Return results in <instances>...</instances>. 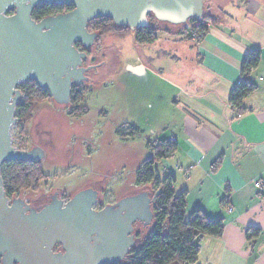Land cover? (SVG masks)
Returning <instances> with one entry per match:
<instances>
[{"label":"crops","instance_id":"obj_1","mask_svg":"<svg viewBox=\"0 0 264 264\" xmlns=\"http://www.w3.org/2000/svg\"><path fill=\"white\" fill-rule=\"evenodd\" d=\"M205 12L216 21L204 36L167 33L181 45L172 62L152 64L147 55L129 74L144 85L152 141L176 144L156 163L161 177L171 174L175 190L187 192L188 213L199 207L224 221L220 237L203 239L194 264H264V0H208ZM254 49L261 51L250 76L256 89L240 111L229 97ZM248 228L261 231L254 242Z\"/></svg>","mask_w":264,"mask_h":264},{"label":"water","instance_id":"obj_2","mask_svg":"<svg viewBox=\"0 0 264 264\" xmlns=\"http://www.w3.org/2000/svg\"><path fill=\"white\" fill-rule=\"evenodd\" d=\"M73 9L40 20L41 4ZM206 0H0V257L17 264H112L124 261L137 244L136 225H150L159 194L144 190L121 198L102 210L93 209L96 193H77L66 205L54 200L36 212L9 199L1 165L8 160L33 159L35 151L13 146L12 127L22 98L18 86L33 80L59 104L70 102L71 90L86 79L83 66L98 37L88 24L110 18L132 31L150 25L149 15L176 27L202 20ZM29 210V212H28ZM61 243L63 252H54Z\"/></svg>","mask_w":264,"mask_h":264},{"label":"rangeland","instance_id":"obj_3","mask_svg":"<svg viewBox=\"0 0 264 264\" xmlns=\"http://www.w3.org/2000/svg\"><path fill=\"white\" fill-rule=\"evenodd\" d=\"M158 36L156 42L148 45H140L133 33L104 40L97 49L100 66L91 73L93 81L85 92L87 114L72 118L56 104H46V125L40 133L49 134L45 140L48 161L44 162L45 172L50 175L49 187L63 189L71 195L94 180L105 178L116 200L127 191L140 160L150 155L148 141L154 139L149 127L151 117L143 103L144 85L129 74V65L147 55L152 64H166L172 62L170 57H175L177 48H181L176 36L165 32ZM124 122L134 123L141 133L134 139L123 140L116 129ZM12 138L17 146L20 140L17 123L12 127ZM77 142L82 158L75 164L65 163L73 157ZM156 168L161 176L163 167L157 164ZM106 197H111L110 193Z\"/></svg>","mask_w":264,"mask_h":264},{"label":"trees","instance_id":"obj_4","mask_svg":"<svg viewBox=\"0 0 264 264\" xmlns=\"http://www.w3.org/2000/svg\"><path fill=\"white\" fill-rule=\"evenodd\" d=\"M73 9V6L58 4H41L33 11V17L40 20L46 16L56 15ZM150 25L132 31L128 27L116 26L110 18H99L89 24V27L97 21L99 26L96 31L105 36L107 34L125 35L134 33L139 44H151L158 40V34L163 31L158 22L152 15H149ZM216 21L215 18L206 14L202 20H190L187 26L176 27L173 33L187 32L189 29L196 38L204 36L208 30V23L211 25ZM173 27L172 25L167 24ZM100 29V30H98ZM165 33H172L165 31ZM79 48V45H76ZM261 60V51L254 49L248 52L242 62L240 82L232 89L229 102L240 111H244L243 102L246 97L256 89V85L251 80V73L256 69ZM24 100L21 101L16 109V114L24 115L29 113L31 108L27 105L42 101L43 97L49 95L46 89L41 88L35 81L23 82L18 87ZM75 94H79L75 92ZM28 116V115H27ZM138 133V130H137ZM153 157L145 163L138 172V184H148V189L157 195L154 202V218L150 225H137V244L124 261L112 264H194L200 255L201 242L205 237H220L224 231V221L221 218L210 219L199 207L191 213L187 211V192H177L173 187L174 177L168 174L161 177L156 169V163L161 159L170 157L176 149V144L169 140H157L153 142ZM19 164L15 163L11 169L2 175L5 180V189L8 191L10 186H18L23 182ZM258 228H248L246 237L248 241L254 242L260 236ZM139 235V236H138Z\"/></svg>","mask_w":264,"mask_h":264},{"label":"flooded vegetation","instance_id":"obj_5","mask_svg":"<svg viewBox=\"0 0 264 264\" xmlns=\"http://www.w3.org/2000/svg\"><path fill=\"white\" fill-rule=\"evenodd\" d=\"M205 14L209 17H213L216 19V17L210 13L205 12ZM102 18H106V17H102ZM89 24H88L89 31L97 32L96 29H94L95 27H91V26H99V23L95 21L90 27ZM158 26L163 30L161 32L170 31L173 33L176 30L175 29L176 27L174 26L171 27L164 23H160L158 24ZM130 34L131 33H126L125 35H116L110 33L103 36L98 33V37L95 40L94 45L89 49H84L81 44H76L80 46L78 48L80 49V51H86L88 54V57L83 64V66L88 68V70L85 73L86 79L81 84L72 87L70 102L68 104L62 105L57 103L52 96L48 95L46 97H43L42 101L34 102L27 105L29 108H31L29 113L25 112L24 115H18V116L17 114H15V117L17 119L16 123L19 126L20 140L17 146H15L14 144L13 146L17 150L24 152H30L34 150L35 154L33 159L8 160L1 165V174L3 169L4 174L6 175V173L11 169V166L15 163H18L19 164L18 167L20 168L22 177H24L22 183H20L18 186H13V187L10 186L9 190L7 191L5 189V180L3 178L4 176L2 175L4 182V189L6 191V195L9 199L10 205L12 204L13 200H19L23 202L24 207H29L30 209L39 212L44 208H46L47 206L52 205V202L56 199L62 200L66 205L77 193L86 190H90L96 193V202L93 205V209L95 210H102L104 207L108 205L116 204L118 202V199L116 200L115 196L113 197V192L109 190L108 181L105 178L96 179L91 184L85 186L83 189L77 190L71 195L68 194L63 189L49 187L47 180L50 177V175L47 174L44 169V162L48 161V149L45 147V143H46L45 140L48 139L49 134L40 133V130L44 128L46 125L45 120H46L47 112L45 109L47 107L46 104L48 103L56 104V107H58L59 109H63L65 115L72 118H79L88 113L89 109L86 105H84L85 92L88 86H90V84L93 81V77L91 73L100 66L98 64L99 56L97 53V49H99V47L103 45L104 40L108 37L124 38ZM142 45H146V44H142ZM75 92L79 94H75ZM23 100H24V96L22 94V98L18 102V104ZM116 132L123 140H128V139L136 138L141 133V129L132 122L131 123L124 122L116 129ZM77 140L79 141V143H82V141H80L81 139L79 140L78 138ZM153 142L154 141L152 140L148 141L147 148L150 151V155L140 160L139 163L140 165L138 169L135 171L133 181H129L127 185L128 189L126 188L127 191H125L124 194L120 195L122 196L120 198L132 196L140 191L148 190V184H138V172L140 171V168L153 157L154 155ZM79 143L77 142L75 149L73 150V157L70 160L65 161V163L69 161L70 164H75L76 162L79 161V158L82 156V150L81 147H79ZM70 154L71 152L69 151V156ZM108 193H110L111 196L109 198L106 197ZM134 226H135V231H134L135 237L137 239L136 229L137 228L140 229V227H138L136 224ZM53 250L54 252H60V251L63 252L62 244L61 243L56 244ZM0 264H17V263L16 262L4 263L3 258L0 257Z\"/></svg>","mask_w":264,"mask_h":264},{"label":"built area","instance_id":"obj_6","mask_svg":"<svg viewBox=\"0 0 264 264\" xmlns=\"http://www.w3.org/2000/svg\"><path fill=\"white\" fill-rule=\"evenodd\" d=\"M194 38H196V37L194 36ZM256 186H257L258 188H261L262 183H261L260 181H257V182H256Z\"/></svg>","mask_w":264,"mask_h":264}]
</instances>
